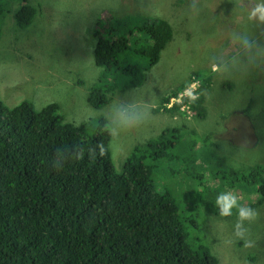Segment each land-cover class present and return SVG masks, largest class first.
<instances>
[{
	"label": "rangeland",
	"instance_id": "374dc122",
	"mask_svg": "<svg viewBox=\"0 0 264 264\" xmlns=\"http://www.w3.org/2000/svg\"><path fill=\"white\" fill-rule=\"evenodd\" d=\"M31 2L33 21L28 29L19 31L18 25L32 18L21 12L25 0H0L4 29L0 38V100L11 108L28 101L36 110L57 104L64 122L85 126L90 137L108 130L109 150L118 173L136 146L161 138L167 128L177 129L180 147L155 160L158 165L170 166L157 174L156 183L159 189L168 190L179 207L188 243L207 249L220 264H264V197L258 191L262 182L252 187L254 193L247 200L254 202L252 207L258 213L249 225V238L254 242L251 248L234 239L235 217L216 215L213 201L203 194L207 191L214 197L217 189L223 190L216 188L211 171L229 185L238 173L261 166L259 179H264V65L250 68L242 76L216 75L218 66L212 62L218 55L235 53L230 33L245 25L249 0ZM146 18L168 21L173 39L160 61L144 73L142 84L131 88L120 78L124 73L109 66L112 59L108 55L98 60L99 41L109 25L121 32L125 19L139 25ZM258 31L264 41V29ZM126 58L133 63L142 59L132 52H126ZM200 83L204 102L199 100L196 106L205 111V118H199L187 105H173L185 96L195 100ZM109 84L115 90L106 93L107 103L90 105L91 90L101 87L105 91ZM173 93L176 97L161 106ZM119 104L147 107L151 118L117 135L112 131V116ZM100 118H106L107 123ZM221 160L228 166L220 164Z\"/></svg>",
	"mask_w": 264,
	"mask_h": 264
},
{
	"label": "trees",
	"instance_id": "16d2710c",
	"mask_svg": "<svg viewBox=\"0 0 264 264\" xmlns=\"http://www.w3.org/2000/svg\"><path fill=\"white\" fill-rule=\"evenodd\" d=\"M34 10L25 0L21 12L32 17ZM28 18L19 31L28 29L33 17ZM120 26L121 32L105 27L98 60L108 55L109 66L124 73L120 78L133 88L160 61L173 29L158 18L139 25L125 19ZM3 30L0 25V38ZM126 52L142 59L133 63ZM114 90L113 84L105 91L94 87L88 103L101 107ZM199 100L204 102L203 94ZM190 107L205 118L196 103ZM175 131L167 128L161 138L136 146L118 173L108 130L90 137L85 126L64 122L57 104L36 110L27 101L11 108L0 100V264H220L207 249L188 243L179 207L167 189L157 187V174L170 166L155 160L180 147ZM261 173L262 167L255 166L227 185L211 171L215 185L222 192L235 189L246 206L254 205L247 200L258 182L264 197ZM204 196L215 203V196L207 191Z\"/></svg>",
	"mask_w": 264,
	"mask_h": 264
},
{
	"label": "clouds",
	"instance_id": "9594fccd",
	"mask_svg": "<svg viewBox=\"0 0 264 264\" xmlns=\"http://www.w3.org/2000/svg\"><path fill=\"white\" fill-rule=\"evenodd\" d=\"M244 17L245 25L230 33V39L236 47L235 53L227 56L218 55L212 61L218 66L216 75L234 73L242 76L250 68L264 65V41L258 31L264 29V0H249V5L244 10ZM203 93L200 83L195 100H192V96H185L180 103L173 105H187L192 109L190 104H195ZM173 97L176 95L171 96L170 99ZM150 118L151 112L147 107L138 104L135 106L119 104L113 109L112 131L119 135L121 132L140 127ZM214 210L219 217L234 216L235 222L232 228L234 239L242 242L245 248L254 246V242L249 238V225L254 223L258 216L254 207L241 204L238 196L232 191L218 192L217 189Z\"/></svg>",
	"mask_w": 264,
	"mask_h": 264
}]
</instances>
